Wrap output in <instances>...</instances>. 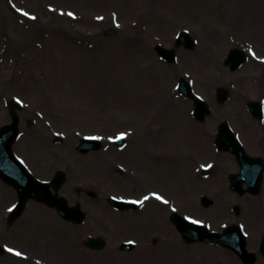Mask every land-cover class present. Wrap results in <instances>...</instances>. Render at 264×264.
Listing matches in <instances>:
<instances>
[{
  "label": "rangeland",
  "instance_id": "obj_1",
  "mask_svg": "<svg viewBox=\"0 0 264 264\" xmlns=\"http://www.w3.org/2000/svg\"><path fill=\"white\" fill-rule=\"evenodd\" d=\"M201 1L210 7L203 14L200 9L204 7L196 0H0V128L11 121L8 102H21V135L14 145L15 154L41 180L50 179L56 169L67 170L59 194L70 204H81L88 214L82 225H76L31 200L22 215L8 223L6 210L17 201V194L0 179L1 246L62 264L47 250L48 238L22 240L32 227H41L37 231L46 228L63 234L70 254L63 264H192L196 259L206 264V253L213 249L220 255H214L215 264H229L227 256L244 264L227 249L186 243L166 210L165 220L157 224L167 222L170 227L174 246L168 256L162 226L137 232L122 225L130 219L146 223L148 209L144 215L140 211L126 215L106 207L112 195L139 198L152 190L174 199L173 205L182 215L211 221L214 231L240 224L247 234L248 250L259 254L255 264H264L259 253L264 237V182L259 194L238 196L232 192L228 177L239 167L233 155L215 146L218 127L227 121L250 156L264 157V119L254 120L247 110L249 101L264 103V0ZM206 28L216 34L204 36ZM110 29L118 32L105 36ZM181 30L197 39V48L195 52L180 48L176 64H167L154 47L175 48L169 42ZM234 47L251 53L235 72L224 64ZM198 48L203 54L212 52L217 62L199 64L202 53ZM179 78L190 80L195 92L207 100L211 114L204 121L193 118V103L176 90ZM221 88L229 92L225 102L217 97ZM164 89L181 112L174 128L159 117L157 105ZM139 95L156 101L143 104ZM121 134L127 140L125 148L109 144ZM85 136L102 138V148L87 155L77 153ZM202 141L204 144H196ZM211 161L217 169H211L208 179L198 173L199 184L192 187L188 180L194 179L200 164ZM218 178H223L222 183ZM78 186L83 188L79 191ZM222 189L226 192L218 197ZM88 191L98 197L92 198ZM203 195L214 205L204 208L200 203ZM251 206L259 217L248 213ZM148 207L159 211L155 205ZM221 208L225 211L217 215ZM91 236H102L106 247L102 251L87 249L84 242ZM149 236L156 240L149 251L141 250V245L130 253L121 250L127 240L150 245ZM0 264L21 262L0 254Z\"/></svg>",
  "mask_w": 264,
  "mask_h": 264
},
{
  "label": "water",
  "instance_id": "obj_2",
  "mask_svg": "<svg viewBox=\"0 0 264 264\" xmlns=\"http://www.w3.org/2000/svg\"><path fill=\"white\" fill-rule=\"evenodd\" d=\"M179 43H186V46L188 48L193 47V42L186 36L183 35L181 40H179ZM159 54H161L163 57H165L169 62L174 61V53L168 52L163 49H157ZM235 55H238L237 61L235 60ZM244 61L243 55L241 53H234L232 54L231 58L228 60L229 64L233 67L239 65L241 62ZM234 69V68H233ZM182 85V92L185 93L187 96L194 98L193 93L191 92L190 88L186 84L184 80L181 81ZM221 96L224 97L225 93H221ZM196 112L197 116L200 119H203V110L205 111L206 106L201 104L199 101H196ZM14 106H12V110H14ZM252 112L256 117H260V107L257 105L252 106ZM16 120V119H15ZM17 121H15V124L12 127L5 128L3 130L5 135L4 138L0 139V176L5 181L11 183L19 192L20 195V204L18 206V214H20L25 206V203L30 198H35L41 202H44L52 207H55L59 214L68 220H73L75 222H81L84 215L81 213V211L78 208L75 207H69L66 200L59 198L57 195H53L50 191V187H54L56 191L59 190L61 185L64 182V176L63 174H59L54 182L51 184H42L36 180H34L30 174L22 168L14 158L8 153V146L10 148L9 143L4 140L6 137H14L17 135L18 130L16 129ZM12 128V129H11ZM11 129V130H10ZM91 142H85L83 146L81 147L82 152H86L87 148L89 147V144ZM218 144L221 148H224L226 150H230L235 155H237L238 160L241 164H245L249 158L245 154L243 148L240 146V144L237 142L235 137L233 136L229 126L227 124H223L220 127V135L218 139ZM3 171V172H2ZM13 172L16 173L13 174ZM245 174V177L243 175ZM242 173V176H235L233 179H235L236 186H241L244 180L250 182L252 180L251 174L252 171L249 169H245ZM263 172L261 173L260 177H262ZM260 187V183L255 188L256 190L253 191L254 193L258 191ZM240 191L243 192L241 187H238ZM43 192V193H42ZM114 205L121 209H125L130 207L128 204L119 203L117 201L112 200L111 201ZM177 222V228L182 233L184 239L188 242H196V241H213L217 242L219 244H222L224 246H227L234 251H236L247 264H252L254 262V256L252 254H248L246 249V242L244 239V236L242 235L239 228H232L231 230L227 231L223 235H210L206 231H202L201 228L192 226L190 224H187L184 222L182 218L176 217L174 219ZM89 245L93 246L94 248H100L101 244L100 242H93L90 241L88 243ZM262 251L264 253V242L262 244Z\"/></svg>",
  "mask_w": 264,
  "mask_h": 264
},
{
  "label": "bare ground",
  "instance_id": "obj_3",
  "mask_svg": "<svg viewBox=\"0 0 264 264\" xmlns=\"http://www.w3.org/2000/svg\"><path fill=\"white\" fill-rule=\"evenodd\" d=\"M196 2H198V5H202V1L201 0H196ZM201 7H204V8H202V9H200V14H203L204 12H205V9H210V7L209 6H206V5H202ZM151 8V7H150ZM149 8V9H150ZM212 9V8H211ZM196 13V12H195ZM260 29V28H259ZM216 33L214 32V31H212L211 29L210 30H207V28H206V30H205V34H204V36L205 35H207L208 37H213L214 35H215ZM203 36V35H202ZM202 36H201V38H202ZM203 46H204V48L206 49L207 48V46H205V44L203 43ZM142 47H141V52H142ZM208 50H210V49H208ZM195 52V51H194ZM202 53L199 57H200V60H198L197 62L199 63V64H205V63H207L208 61H210L209 63H211V61L213 62L214 61V63H216L217 61H216V59L213 57V54H212V52H210V51H207V53H204L203 54V52H202V50L200 49V48H198V53ZM206 52V51H205ZM197 56H198V54H197ZM158 66L159 64H157V63H155V66ZM154 66V67H155ZM165 70H166V78H169L170 77V71L167 69V68H165ZM139 98L141 99V101H142V103L143 104H148L149 102H151V101H156V98L154 99V98H152V97H142V96H140L139 95ZM153 99V100H152ZM157 107H160L161 108V112L159 113V115L161 114L162 116H159L161 119H162V117L164 118V125L166 124V126H168L169 127V125H170V127H172V128H174L175 127V125H177V124H179V122H180V119H179V117H180V114H181V112H179V109H178V107H177V104L174 102V100H173V98H171V96L170 95H167L166 94V92H165V89H164V91H163V93H162V96H161V98H160V106L159 105H157ZM158 117V118H159ZM195 134V133H194ZM193 138L195 137V136H192ZM199 143H203L204 144V142L202 141V142H197L196 144H199ZM199 146V145H198ZM199 148H200V146H199ZM223 158V157H222ZM228 163V162H227ZM186 174H187V172L186 171H184ZM186 178V177H185ZM193 186L192 187H196V184L198 183L199 184V179L198 178H196V177H194V179L193 180H188ZM218 181H219V183H222V181H223V178L221 179V178H218ZM202 183V182H201ZM224 192H226L224 189H222L220 192H219V195H218V197L221 195L222 196V193H224ZM153 204H154V202H153ZM166 205H163V204H160L159 206L157 205L156 207V209H158L159 211V213L157 212V211H153V210H151L150 208L148 209V211H149V214H147V216L146 217H148V218H145L146 219V223H145V221H144V219L143 220H132V219H130L129 221H127V222H123V227L124 226H128L129 225V227H128V229L129 228H135L134 230L135 231H137V232H143L144 231V229H146V230H148V229H150V228H152L151 227V225L152 226H155V225H157V229H159L158 228V226H162L161 227V230L163 231V235H164V241H163V243L166 245V247L167 248H169L168 249V256H171L172 255V253L171 252H173L172 251V248H173V242L170 240V238H169V236L171 235V232H170V227L168 226V224H167V222H164L163 223V225H161V223L160 224H157V222L160 220V219H163L164 218V216H163V212H164V207H165ZM153 208V207H152ZM223 211H225L223 208H221V209H219L218 210V212H216V214L218 215V214H220L221 215V213H223ZM259 212V211H258ZM258 212L255 210V208L253 207V206H251V208L249 209V211H248V213L253 217H259V214H258ZM50 217L54 220L55 219V217L52 215V214H50ZM35 219H40L39 217H35ZM46 219V218H45ZM164 220H165V218H164ZM36 221V220H35ZM149 227V228H148ZM38 228H41V227H38ZM37 228V229H38ZM30 229V228H29ZM28 229V230H29ZM37 229H36V227H32V231L31 230H29V232H26L27 234H26V236H21L22 237V240L23 241H25V242H27V241H33V239H34V237H36V236H43V237H46V238H48L50 241H49V246H48V248H47V250L48 251H50V253L52 254V257H56V258H59V260L60 261H62V264L64 263V262H66V261H68V256L70 255L69 254V250H68V248L66 247V242H65V239L62 237L63 236V234L61 233V235L62 236H60V235H58V234H56V233H52V232H50L49 231V229L47 230L46 228H44L45 230H43V232H40V231H37ZM42 229V228H41ZM16 230L18 231V228H16ZM60 233V232H59ZM67 233V232H66ZM70 241V240H69ZM166 241V242H165ZM176 242V241H175ZM177 243V242H176ZM178 244V243H177ZM183 249H185V248H187L185 245H182L181 246ZM166 248V249H167ZM55 255H54V254ZM207 254V256H208V259H207V262H206V264H215V262H213L216 258L214 257V255H219L218 254V251H216V250H211L210 251V254H208V253H206ZM224 255V254H223ZM222 255V257H224ZM4 256H7V257H11V258H8V259H11V260H13V258L14 257H12V256H10V255H7V254H5ZM220 256V255H219ZM227 257H229V256H227ZM227 257H224V258H226V260L227 261H229L230 263L229 264H238L237 262H235L233 259L231 260L230 258H227ZM170 258H172V257H170ZM16 259V258H15ZM14 259V260H15ZM78 259V258H77ZM28 261H30V259L28 260ZM49 262H53V261H51V260H49ZM192 262V264H202L201 262H199L197 259L196 260H194V261H191ZM54 263V262H53ZM260 264H262V262L260 261L259 262ZM21 264H23V262L21 263ZM25 264H34V263H25ZM35 264H36V262H35ZM41 264H44L43 262H41ZM78 264H80V261H78Z\"/></svg>",
  "mask_w": 264,
  "mask_h": 264
},
{
  "label": "snow or ice",
  "instance_id": "obj_4",
  "mask_svg": "<svg viewBox=\"0 0 264 264\" xmlns=\"http://www.w3.org/2000/svg\"><path fill=\"white\" fill-rule=\"evenodd\" d=\"M24 15H28L27 13H24ZM69 15H72L71 13H69ZM33 19H35V17H32ZM253 55H254V53H253ZM124 138V136H123V134H121V136L119 137V139H123ZM148 199V197L147 196H145L144 197V200H147ZM156 199H158V200H163V197H160V196H156ZM144 200H141V201H133V203H139V204H143L144 203ZM164 203H168V201H166V200H164L163 201ZM192 223H200L199 221H196V220H193L192 221ZM8 251H13L12 249H8ZM17 256H19V255H21V253L20 252H16L15 253Z\"/></svg>",
  "mask_w": 264,
  "mask_h": 264
}]
</instances>
